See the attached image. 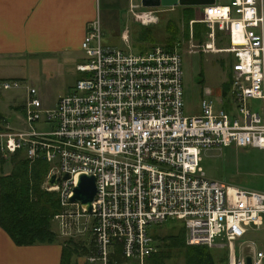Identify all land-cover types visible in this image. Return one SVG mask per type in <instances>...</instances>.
<instances>
[{"label":"built area","instance_id":"2783aa9c","mask_svg":"<svg viewBox=\"0 0 264 264\" xmlns=\"http://www.w3.org/2000/svg\"><path fill=\"white\" fill-rule=\"evenodd\" d=\"M134 4L141 23L157 21L156 9ZM191 20L209 27L206 50L226 51L229 88L213 96L204 88L201 112L184 113L183 57L176 45L155 44L135 52L104 41L99 16L82 42L84 73L53 107L35 86L25 84L27 127L0 126V156L21 152L48 162L47 189L57 190L67 219L85 216L92 233L91 263L144 260L157 250L151 227L180 220L189 244L226 240L230 264H264L254 240L241 251L236 241L250 225L264 226V187L248 189L209 177L199 165L203 149L236 144L258 147L264 156V0H229L200 6ZM229 44L216 48V28ZM126 42L128 29L123 33ZM5 89L24 86L4 79ZM35 122L41 126L36 127ZM55 174L59 181L49 185ZM82 173L96 177L92 209L71 201ZM68 174L67 177L65 175ZM264 176V172H263Z\"/></svg>","mask_w":264,"mask_h":264},{"label":"rangeland","instance_id":"374dc122","mask_svg":"<svg viewBox=\"0 0 264 264\" xmlns=\"http://www.w3.org/2000/svg\"><path fill=\"white\" fill-rule=\"evenodd\" d=\"M107 1L101 0L100 9L105 30V42L115 43L135 52L147 50L155 44L175 42L183 57L184 113L186 115L201 112L200 103L204 88H212L213 96L220 94L221 85L228 76L230 55L226 51L204 49L205 43L210 39L208 36L209 27L204 22L197 21L194 22L191 30L193 18L190 8L183 5L161 6V8L160 6L138 7L135 10L140 11L144 8L157 10V21L141 24L138 18L135 17L139 23L134 20V15L126 7L110 9L106 5ZM193 17L196 19L202 17V11L194 7ZM109 24L110 28L108 27ZM128 27L131 30L129 44L121 35V32ZM136 31L142 32L144 39L136 38L137 36H134ZM215 44L216 48H223L229 44L225 31L218 27L216 28ZM81 54L79 52L76 56L68 58L53 55L37 56L32 58L29 65L21 66L16 76L24 81V86L4 88L3 90L4 100L1 102L0 110L4 112L5 123H9L10 126L27 127V123L24 122L26 114L23 106L27 96L25 84L37 88L45 106H55L60 96L68 93L76 81L84 75L77 69V64L85 60ZM11 103L15 105L11 106ZM34 124L36 127L41 126L39 122ZM3 158L6 159V162L3 163L5 173H9L12 169L11 154L4 155ZM199 165L211 178L248 189H262L264 187L263 151L258 147L240 146L233 143L227 146L203 149ZM41 187L46 190H54L47 189L45 182L41 184ZM64 209L65 207L62 206L61 212ZM78 219L69 218L67 219L68 224L63 226L61 220L53 217L52 227L57 232L58 240L72 248L77 245L76 254L85 256L92 233L89 224L84 222L86 217L81 216ZM182 225V221L176 219L152 224L151 232L158 245L157 251L171 249L170 255L165 256V264H187L183 252L163 245V237L170 232L180 231ZM243 240H254L257 247L264 250V226H249L248 233L236 241L238 253L241 251L242 245H246ZM209 246L213 247L218 264H230L229 246H227L226 240L218 241L215 245ZM226 252L228 255L227 263L219 260ZM147 263L148 261L145 259L143 264ZM122 264L139 263L123 261Z\"/></svg>","mask_w":264,"mask_h":264},{"label":"crops","instance_id":"0c3cea01","mask_svg":"<svg viewBox=\"0 0 264 264\" xmlns=\"http://www.w3.org/2000/svg\"><path fill=\"white\" fill-rule=\"evenodd\" d=\"M134 4L142 3L140 0H108L106 3L110 9L126 7L133 15ZM183 6L201 8V5ZM100 9L101 0H0V106L4 100L1 81L18 78L16 73L21 66L29 65L33 57L53 55L68 58L80 52L84 58L82 42L89 23L97 16L101 18L105 36ZM134 20L137 21L135 16ZM108 27H111L110 24ZM126 29L130 41L129 27L121 32L122 38ZM134 36L144 39L140 31L134 32ZM106 43L120 47L115 43ZM5 119L4 112L0 110V126L9 124L5 123ZM1 158L3 156H0V216L1 175L6 172ZM64 249L65 244L58 239L51 242L18 243L2 225L0 218V264H63ZM70 259L72 264H100L88 262L84 255L76 253Z\"/></svg>","mask_w":264,"mask_h":264},{"label":"trees","instance_id":"16d2710c","mask_svg":"<svg viewBox=\"0 0 264 264\" xmlns=\"http://www.w3.org/2000/svg\"><path fill=\"white\" fill-rule=\"evenodd\" d=\"M192 11L193 6H187ZM172 47L175 42L166 43ZM224 94H227L229 82L224 83ZM2 162L6 159L1 158ZM12 169L1 175V223L18 243H34L57 240V232L52 227L55 214L62 211L59 193L56 190H46L41 187L45 182L49 170L47 161L38 159L30 164L29 159L21 152L11 154ZM163 245L183 252L187 264H218L213 247L208 244H189L186 241V230L170 232L163 237ZM91 242L86 254L90 252ZM77 246V245H76ZM65 244L63 264H72L71 255L76 253L77 247ZM168 251H154L146 259L147 264H165ZM228 261L227 252L219 258ZM125 259L118 254L117 263L122 264ZM133 263V262H131Z\"/></svg>","mask_w":264,"mask_h":264},{"label":"water","instance_id":"95a60500","mask_svg":"<svg viewBox=\"0 0 264 264\" xmlns=\"http://www.w3.org/2000/svg\"><path fill=\"white\" fill-rule=\"evenodd\" d=\"M216 0H141L142 5L148 7L155 6H175V5H202L214 3ZM68 174L65 175L67 177ZM59 178L53 173L48 178L49 185H55ZM96 177L93 174L82 173L79 176L78 184L74 187V193L70 197L71 201H80L88 210L92 209V201L96 193ZM246 264H252V256L246 257Z\"/></svg>","mask_w":264,"mask_h":264}]
</instances>
